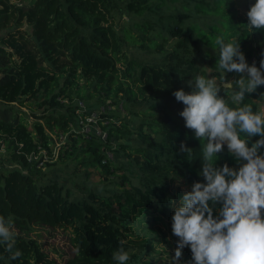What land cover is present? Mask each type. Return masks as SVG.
<instances>
[{"label":"trees","instance_id":"obj_1","mask_svg":"<svg viewBox=\"0 0 264 264\" xmlns=\"http://www.w3.org/2000/svg\"><path fill=\"white\" fill-rule=\"evenodd\" d=\"M254 3L0 0V215L14 218L23 253L13 261L0 246V264H116L112 254L121 240L126 251L134 250L128 264H161L154 223L169 217L177 195L171 184L180 181L191 190L194 182L206 183L201 141L186 128L179 115L184 105L173 93L191 92L188 82L197 74L219 79L217 36L238 39L247 63L260 67L264 29L248 32L246 25ZM242 75L226 72L225 80ZM262 94L264 85L246 93L244 103L259 110ZM219 95L225 96L223 86ZM28 99L31 112L23 108ZM97 102L111 106L95 118L104 137L81 130L78 121L90 115L83 107ZM51 131L67 135L56 158ZM258 139L251 137L248 146ZM182 143L192 156L181 151ZM225 163L238 170L244 161L225 144L214 166ZM209 205L218 216L222 204ZM66 222L83 244L61 263L28 232L33 225ZM179 262L193 264L190 246L181 249Z\"/></svg>","mask_w":264,"mask_h":264},{"label":"clouds","instance_id":"obj_2","mask_svg":"<svg viewBox=\"0 0 264 264\" xmlns=\"http://www.w3.org/2000/svg\"><path fill=\"white\" fill-rule=\"evenodd\" d=\"M247 17L248 32L264 29V0H255ZM214 43L219 48L215 68L219 79L197 74L188 82L191 92L181 88L173 93L184 105L179 115L186 128L201 141V174L206 180L194 182L174 211L172 233L179 239L173 264H180L185 246H190L193 264H264V155L259 154L264 147V108L253 111V104L244 103L246 93L264 85V59L259 68L249 65L238 39L217 36ZM226 72L246 75L230 82ZM221 86L225 96L219 95ZM256 135L260 139L249 147L248 140ZM225 144L238 161H245L238 170L227 163L214 166ZM181 151L192 156L183 143ZM209 201L222 204L218 216H213ZM17 235L14 218L0 215V246L13 261L23 255ZM124 243L121 240L112 254L116 264H128L134 254L123 248Z\"/></svg>","mask_w":264,"mask_h":264},{"label":"rangeland","instance_id":"obj_3","mask_svg":"<svg viewBox=\"0 0 264 264\" xmlns=\"http://www.w3.org/2000/svg\"><path fill=\"white\" fill-rule=\"evenodd\" d=\"M241 3L238 2V6L240 7ZM240 13H244L243 8H239ZM23 28H27V25H24ZM33 99H28L26 102V105L23 107L24 110L27 112H31L30 108L34 107L33 105ZM262 102V108H264V101ZM31 103V104H30ZM35 108V107H34ZM85 109V112L96 113L95 116L92 118V120L87 121L83 120L81 118L78 119L79 123L81 124L80 128L81 130H91L95 133L101 135L102 137L105 136L103 130L101 129V126L95 122V118L97 116V111L102 110L104 108L109 109L111 106L109 104L102 105L101 103L97 102L95 105H92V107H83ZM112 108L117 111L115 107L112 106ZM123 116L128 117L127 112L125 108L121 109ZM31 120V118H29ZM117 121V119H115ZM76 128H72V130H75ZM52 135L53 141H51L50 146L52 147V152L55 154V158L57 157L58 150L63 144L66 134L58 136L53 131L50 132ZM5 150L3 147L0 148V154H3ZM40 153H42V157L44 158V161L48 159V153L45 149H41ZM109 157L111 159H115L114 154H109ZM245 163V161H244ZM58 165L64 167L63 164L58 163ZM43 168L45 170H48L50 167L43 165ZM91 179L94 181H97L100 179L99 172H95L91 175ZM172 190L174 191L175 198L173 199V203L170 209L169 217H165L164 221H156L154 223V227L159 228L158 233L161 236V239H158V235L154 239L155 244V254L158 256L157 262L161 264H171V258L174 256L175 253V240L179 239L177 236H175L172 233V217L174 214V211L177 207L180 206V200L181 197L185 194V192L190 191V188L185 185L184 183L180 181H174L172 184ZM171 222L168 225L164 222ZM15 230L18 229L15 227ZM29 235L33 236L34 238H37L43 247V249L48 253L50 258H54L59 262H65L68 257L72 256L76 251H78L79 246L83 244L82 237L78 230L74 227L72 222H66L61 226H44V225H33L32 229L28 232ZM162 237L165 238L166 241L162 239Z\"/></svg>","mask_w":264,"mask_h":264},{"label":"built area","instance_id":"obj_4","mask_svg":"<svg viewBox=\"0 0 264 264\" xmlns=\"http://www.w3.org/2000/svg\"><path fill=\"white\" fill-rule=\"evenodd\" d=\"M95 114H96V113L94 112V113H91L90 115H87V116L85 117V120H87V121L92 120V118L95 116ZM29 159H39V157H38L37 154H31V155L29 156ZM39 164H42V160L39 161Z\"/></svg>","mask_w":264,"mask_h":264}]
</instances>
